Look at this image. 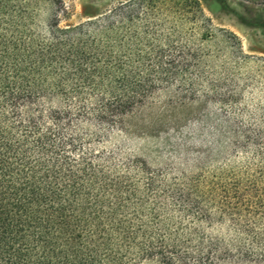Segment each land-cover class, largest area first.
I'll use <instances>...</instances> for the list:
<instances>
[{"label":"trees","instance_id":"16d2710c","mask_svg":"<svg viewBox=\"0 0 264 264\" xmlns=\"http://www.w3.org/2000/svg\"><path fill=\"white\" fill-rule=\"evenodd\" d=\"M36 6L0 0V264L264 262V116L232 124L243 158L219 174L169 183L139 159L118 168L90 127L129 129L195 57L153 40L143 51L130 5L80 25L54 13L44 30Z\"/></svg>","mask_w":264,"mask_h":264},{"label":"rangeland","instance_id":"374dc122","mask_svg":"<svg viewBox=\"0 0 264 264\" xmlns=\"http://www.w3.org/2000/svg\"><path fill=\"white\" fill-rule=\"evenodd\" d=\"M32 1L39 3L42 30L54 13L61 26L80 25L115 18L130 5L132 30L147 40L143 51L153 40L168 55L195 57L128 118L129 129L91 126V148L118 168L139 159L169 183L219 174L242 161L241 154L232 155L229 128L256 127L264 116V0H56L54 9L47 0ZM185 92L186 104H180Z\"/></svg>","mask_w":264,"mask_h":264}]
</instances>
